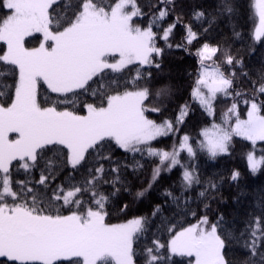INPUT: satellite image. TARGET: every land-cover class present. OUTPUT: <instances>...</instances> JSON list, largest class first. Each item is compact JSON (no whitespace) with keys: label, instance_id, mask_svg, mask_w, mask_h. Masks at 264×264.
<instances>
[{"label":"snow or ice","instance_id":"obj_1","mask_svg":"<svg viewBox=\"0 0 264 264\" xmlns=\"http://www.w3.org/2000/svg\"><path fill=\"white\" fill-rule=\"evenodd\" d=\"M249 3L258 20L250 39L264 44V0ZM0 7L6 11L0 16L6 44L0 54V257L11 264H169L173 257L190 258L188 264H264V186L240 188L242 174L231 170L236 202L252 197L243 227L222 212L210 218L205 201L218 198L224 178L202 179L198 163L199 153L212 162L230 156L240 137L251 145L244 156L250 175L264 172V146L257 147L264 145V57L251 69L253 80L243 58L207 42L221 21L242 39L241 0L193 8L203 36L184 23L183 0H0ZM178 27L183 42L173 45ZM29 37L38 46H26ZM201 38L190 101L173 120L150 119L148 113L169 109L180 87L157 86L165 78L166 49L187 51ZM218 53L227 73L213 59ZM237 72L251 92L237 90ZM217 103L228 105L219 122ZM194 106L210 120L198 137L184 134L169 149L155 147L154 141L179 132ZM116 149L124 159L114 158ZM149 165L146 187L133 196L129 175L138 178ZM176 169L179 195L165 188L164 201L150 214L130 216ZM33 170L38 180L31 179ZM20 172L26 178L14 180ZM196 186V197L185 195ZM199 198L205 214L178 227L177 215L196 216L189 201ZM168 205L182 211L166 216ZM113 214L124 219L112 223Z\"/></svg>","mask_w":264,"mask_h":264},{"label":"trees","instance_id":"obj_2","mask_svg":"<svg viewBox=\"0 0 264 264\" xmlns=\"http://www.w3.org/2000/svg\"><path fill=\"white\" fill-rule=\"evenodd\" d=\"M241 3L244 5L242 10V16L240 19V28L238 29L242 33V39H235L232 36L231 27L226 21L219 22L218 26L214 28L210 32L211 39H208L207 42L210 44L216 45L218 44L222 49L228 48L230 49V54L237 56V58H243L245 62V71L249 72V75H252L251 69L256 68L259 69L261 67V59L264 57V44L260 42L253 44V41L250 39L252 31L258 20L254 17L252 13L248 11L250 7L249 0H241ZM184 4V23H192L193 29L195 31L201 32L200 27L193 22L192 17L190 15L193 8L202 6L209 7L215 4V0H183ZM6 14L5 9L0 7V16H4ZM207 27L205 23L203 25ZM184 29L183 27H178L174 36L170 38L169 43L175 45L183 42L184 37ZM38 35V34H36ZM204 34L201 32V36ZM205 42V39L201 38L198 40H194L192 45L188 47L187 51L182 49H176L173 47L172 49H166L165 55L163 57L162 66L163 72L165 74V78L157 81V86L171 82L173 84H178L179 91L174 96V102L170 104L169 109L165 112L161 113H148V115L157 122L162 120H173L177 115L179 106L190 101V92L192 82L196 77V73L199 68V61L197 56L195 55L198 48ZM158 46L165 47V43L162 40H158ZM26 46L28 47H36L38 46V41L32 37L26 39ZM255 47L256 51L250 53V48ZM3 51H6V44L0 42V54ZM217 63L221 64L222 70L226 73L228 72V68L225 67L221 62L223 57L218 53L216 57L213 58ZM147 67V66H146ZM252 79L255 80L256 77L252 75ZM237 90H244L247 92L252 91V86L248 81L237 72V81L235 84ZM40 93L42 95H48L46 91V87L42 86L40 89ZM53 99L56 97L53 96ZM147 103V102H146ZM231 103V100H228V104ZM149 106H155L149 105ZM228 105L223 103H217L216 105V121L219 122V117L222 112ZM195 108V106H194ZM71 110V109H70ZM79 114H85V110L80 108L77 105L75 109ZM242 118H244V113H246V106L241 105ZM210 120L204 114H202L199 108H195L194 112L190 113L189 116L185 119L183 125H180L179 132L174 136L161 137L159 138V142L154 141L153 145L157 148L169 149L174 142L179 141L180 137L184 134H188L193 138L198 137V133L202 127L209 124ZM264 146V145H260ZM251 148L250 142L244 141L240 137L234 138V150L232 154L227 157H223L218 159L215 162L209 161L207 157L203 153L198 154V163L200 165V173L201 178L204 179L206 177H212L214 179L218 178V176H222L224 178L222 187L220 188V192L218 194V198L215 201H205V203H210L211 211H207V214L210 218H215L217 212L225 213L228 216H236L240 221L239 226L243 227V220L246 218V213L250 210L248 201H251L252 197H247L243 199L242 203H237L235 198L237 197L238 189L232 184L228 177L230 175L231 170L236 169L239 170L242 174V179L240 180V188L245 190H251L253 187L264 186V172L257 174L256 176H252L249 173L247 168V162L244 158L245 153L248 152ZM181 157H186V153H181ZM114 158L116 159H124L125 154L122 150L116 149L114 152ZM130 171V170H129ZM151 165L146 167L144 173L139 175L138 178L129 175V180L132 184V193L133 196L137 190H140L147 185V181L150 178ZM63 173L56 181L57 183L63 178ZM14 180L25 179L26 176L23 172L14 174ZM31 179L33 181L39 179V170H33ZM179 179V170H173L171 174H166L162 176L161 180L153 186V189L147 194L146 198L142 201H139L134 205V211L129 215H148L153 210L156 204H160L164 201L165 197L162 195L165 188H171L177 195H179L178 188L176 186V182ZM199 191V186H196L194 190L185 195L196 197L197 192ZM133 196H125L123 199L125 202H130ZM202 198L196 199L195 202L191 200L189 203L191 204L192 211L196 212V216H192L191 214L187 216L177 215L176 222L178 227L183 226L187 227L191 223H195L197 218L203 214H205L206 210L200 200ZM182 209L176 208L174 205H168L165 210L166 216H171L173 213H179ZM124 219L123 216L119 214H113L110 222L118 223L122 222ZM239 252V250H238ZM190 258L187 257H173L169 264H188V260ZM0 264H11L6 258H0ZM58 264H69L68 261H60Z\"/></svg>","mask_w":264,"mask_h":264},{"label":"rangeland","instance_id":"obj_3","mask_svg":"<svg viewBox=\"0 0 264 264\" xmlns=\"http://www.w3.org/2000/svg\"><path fill=\"white\" fill-rule=\"evenodd\" d=\"M0 42L5 43V42H3V41H0ZM149 118L152 119L150 116H149ZM153 120H154V119H153ZM12 135L14 136L15 134H12ZM257 147H258V148L261 147L260 144H258ZM0 258H3V257H0ZM62 261H67V260H62Z\"/></svg>","mask_w":264,"mask_h":264}]
</instances>
